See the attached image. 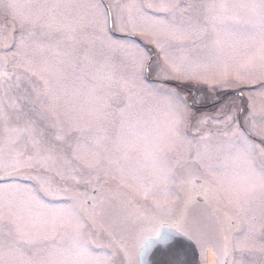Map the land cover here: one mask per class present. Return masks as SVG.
Listing matches in <instances>:
<instances>
[{"label":"snow or ice","instance_id":"6c2138e0","mask_svg":"<svg viewBox=\"0 0 264 264\" xmlns=\"http://www.w3.org/2000/svg\"><path fill=\"white\" fill-rule=\"evenodd\" d=\"M0 264H264V0H0Z\"/></svg>","mask_w":264,"mask_h":264}]
</instances>
